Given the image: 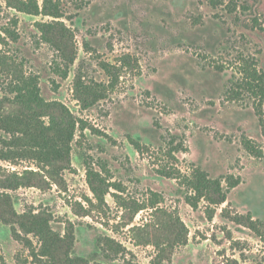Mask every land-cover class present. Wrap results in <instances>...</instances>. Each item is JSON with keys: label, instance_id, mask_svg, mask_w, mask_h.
<instances>
[{"label": "rangeland", "instance_id": "rangeland-1", "mask_svg": "<svg viewBox=\"0 0 264 264\" xmlns=\"http://www.w3.org/2000/svg\"><path fill=\"white\" fill-rule=\"evenodd\" d=\"M57 1L59 17L0 0V52L85 125L56 165L0 158L22 183L0 186V264H264V98L246 84L257 69L264 87V0ZM57 21L62 48L42 39ZM203 173L226 202L197 194Z\"/></svg>", "mask_w": 264, "mask_h": 264}, {"label": "trees", "instance_id": "trees-1", "mask_svg": "<svg viewBox=\"0 0 264 264\" xmlns=\"http://www.w3.org/2000/svg\"><path fill=\"white\" fill-rule=\"evenodd\" d=\"M10 8L31 15L60 16V5L57 0H3ZM42 39L48 43L61 47L62 25L57 22L41 23ZM61 25V26H60ZM60 41V42H59ZM62 48V47H61ZM0 67L7 76V81L0 85V158L9 160L13 147H30L33 156L40 157L47 165H56L68 159L71 144L78 130H84L83 120L76 117L69 107L61 101H48L41 92L39 78L36 75H25L16 69V64L9 61L6 52H0ZM74 57L66 59V66L73 63ZM250 91L256 96L264 98L263 76L253 69L249 71ZM67 76V71H65ZM78 92V87H77ZM86 92V91H85ZM84 96V95H83ZM98 96L91 90L86 92L84 100L87 106L92 105ZM260 110L258 109V112ZM264 125V119L261 120ZM78 124H83L79 125ZM193 188L202 197H208L214 203H224L227 200L226 192L218 180L208 178L205 173L190 180ZM22 183L7 179L0 180V186L7 189H17ZM7 210V209H6ZM1 211V209H0ZM31 229L22 221V227L27 231L40 228L45 231L44 224L32 221ZM104 250L108 258H117L122 254V245L113 238L106 237ZM113 256V257H112ZM67 262V261H65ZM68 264H71L67 262ZM74 264H96L89 259L75 257ZM236 264L237 261H235ZM100 264V263H98Z\"/></svg>", "mask_w": 264, "mask_h": 264}]
</instances>
